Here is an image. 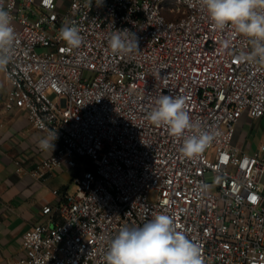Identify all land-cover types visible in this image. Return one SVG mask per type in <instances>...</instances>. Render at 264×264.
<instances>
[{
    "label": "built area",
    "instance_id": "1",
    "mask_svg": "<svg viewBox=\"0 0 264 264\" xmlns=\"http://www.w3.org/2000/svg\"><path fill=\"white\" fill-rule=\"evenodd\" d=\"M0 8L16 33L1 71L6 101L44 138L57 133L35 173L77 171L74 192L43 208L61 222L25 231L23 256L10 264H105L122 226L157 214L200 246L204 264H264V141L252 153L233 141L243 116L264 118V63L241 58L252 51L246 37L214 30L198 0H0ZM73 25L78 48L59 39ZM116 29L135 34L139 51L113 54ZM161 94L184 97L191 120L213 135L203 152L183 156V137L147 119Z\"/></svg>",
    "mask_w": 264,
    "mask_h": 264
},
{
    "label": "clouds",
    "instance_id": "2",
    "mask_svg": "<svg viewBox=\"0 0 264 264\" xmlns=\"http://www.w3.org/2000/svg\"><path fill=\"white\" fill-rule=\"evenodd\" d=\"M206 10L214 30L223 31L231 26L235 34L248 39L252 51L242 59L264 63V0H198ZM9 12L0 8V71L6 70L12 58L16 33ZM127 29L114 31L108 38L113 54L128 55L139 51L135 34ZM59 39L67 46L78 48L82 37L76 26H63ZM147 119L157 127H166L174 137H183L180 152L193 157L210 144L213 135L201 130L193 122L182 96L161 94ZM191 130L190 135L186 131ZM57 133L39 141L41 150L53 151ZM105 264H204L200 246L179 231L173 219L166 214L155 217L138 227L122 226L108 241Z\"/></svg>",
    "mask_w": 264,
    "mask_h": 264
},
{
    "label": "crops",
    "instance_id": "3",
    "mask_svg": "<svg viewBox=\"0 0 264 264\" xmlns=\"http://www.w3.org/2000/svg\"><path fill=\"white\" fill-rule=\"evenodd\" d=\"M9 87L0 71V264L23 256L21 238L33 225L61 222L57 212L43 213V208L62 203L74 192L77 173L66 166L55 167L42 176L35 173L51 150H38L43 134L31 126L24 110L6 101ZM233 141L241 150L252 153L264 141V118L243 116ZM16 160L20 161V171H16Z\"/></svg>",
    "mask_w": 264,
    "mask_h": 264
}]
</instances>
